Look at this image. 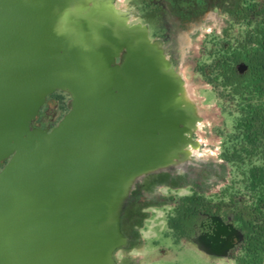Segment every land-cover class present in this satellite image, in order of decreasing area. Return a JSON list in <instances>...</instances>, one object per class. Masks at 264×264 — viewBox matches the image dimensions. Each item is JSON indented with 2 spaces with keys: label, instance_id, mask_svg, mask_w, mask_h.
I'll return each instance as SVG.
<instances>
[{
  "label": "water",
  "instance_id": "obj_1",
  "mask_svg": "<svg viewBox=\"0 0 264 264\" xmlns=\"http://www.w3.org/2000/svg\"><path fill=\"white\" fill-rule=\"evenodd\" d=\"M92 1L0 0V264H116L129 183L190 142L196 118L147 30ZM55 91L67 113L34 127ZM211 221L193 243L230 256L242 234Z\"/></svg>",
  "mask_w": 264,
  "mask_h": 264
},
{
  "label": "rangeland",
  "instance_id": "obj_2",
  "mask_svg": "<svg viewBox=\"0 0 264 264\" xmlns=\"http://www.w3.org/2000/svg\"><path fill=\"white\" fill-rule=\"evenodd\" d=\"M140 2L94 0L88 8L93 3L107 4L123 24L147 30L150 42L162 52L167 68L191 94L190 110L196 122L183 151L192 147L196 151L190 157L178 154L175 161L183 160L179 167L159 170L134 181L121 209V215L125 208L132 213V238L128 241L120 226L126 242L113 251L112 258L116 264H238L232 258L238 248L228 257H215L203 253L193 243L192 226L203 213L196 214L185 225L187 235L182 238L173 235L166 221L184 196L195 194L211 206L216 202L227 203L231 197L241 200L249 196L248 170L264 162V149L245 144L238 123L248 110V103L264 107V96L230 93L221 86V79L216 78L218 69L213 63L219 50L228 44L233 48L239 46L256 23L248 24L225 12L219 6L220 0H209L204 11L200 9L191 20L182 19L167 28L164 22L156 20L155 12L145 11ZM256 2L264 6V0ZM55 93L65 98L66 111L56 112L51 126L43 129L54 127L68 111L70 97L62 91L47 95L44 104ZM180 96L183 97L181 92ZM33 126L36 127L34 123ZM221 216L226 218L225 213Z\"/></svg>",
  "mask_w": 264,
  "mask_h": 264
},
{
  "label": "trees",
  "instance_id": "obj_3",
  "mask_svg": "<svg viewBox=\"0 0 264 264\" xmlns=\"http://www.w3.org/2000/svg\"><path fill=\"white\" fill-rule=\"evenodd\" d=\"M219 6L225 12L235 14L248 24L256 23L254 30L247 33L244 41L237 47L228 44L215 55L213 66L218 69L216 78L221 86L239 96L247 94L264 96V6L256 0H220ZM231 7V8H230ZM244 117L239 120L238 128L245 144L264 149V107L247 104ZM58 111H66L65 98L53 94L40 110V117L34 123L40 128H48ZM249 196L241 200L231 197L229 202H216L212 206L195 194L184 196L181 204L168 216L166 225L176 238L187 235L185 225L198 213L219 215L225 213L232 224L242 234V240L231 252L238 248L233 259L238 264H262L264 256V162L248 170ZM132 213L125 208L120 218L122 233L132 238Z\"/></svg>",
  "mask_w": 264,
  "mask_h": 264
},
{
  "label": "flooded vegetation",
  "instance_id": "obj_4",
  "mask_svg": "<svg viewBox=\"0 0 264 264\" xmlns=\"http://www.w3.org/2000/svg\"><path fill=\"white\" fill-rule=\"evenodd\" d=\"M208 2L209 0H141L140 6L142 4V7L145 11L152 10V12H155L157 21L164 22V26H166L167 28H172L173 24L182 22V19H184L185 21L191 20L193 15L200 9L201 11H204ZM40 115L41 113L39 111L37 118L40 117ZM36 127L40 128V126ZM212 216L219 215L203 213L198 216L197 223L193 224L192 226V234L194 238L199 235H204L212 232ZM219 217H221L226 223L229 222L232 224L231 218H224L222 216ZM233 242L235 245L237 244V240L234 238Z\"/></svg>",
  "mask_w": 264,
  "mask_h": 264
},
{
  "label": "bare ground",
  "instance_id": "obj_5",
  "mask_svg": "<svg viewBox=\"0 0 264 264\" xmlns=\"http://www.w3.org/2000/svg\"><path fill=\"white\" fill-rule=\"evenodd\" d=\"M180 90H181V93L183 94V97L180 96V101L183 105V107L185 109H191V101H190V97H191V94L189 92H187L186 90L183 89V87H180ZM196 151V147H192L191 150H184L183 149H177V153H183L184 157H190V156H193V152ZM181 164H183V160L182 159H178L176 160L175 162H173L172 164H169V165H163V166H159L155 169H152L151 171H155V170H165V168H175V167H179ZM131 186H133V180H131V182L129 183L128 187H127V190H126V193L125 195L127 194H130V191H131Z\"/></svg>",
  "mask_w": 264,
  "mask_h": 264
}]
</instances>
